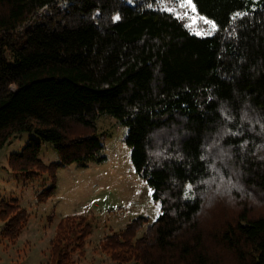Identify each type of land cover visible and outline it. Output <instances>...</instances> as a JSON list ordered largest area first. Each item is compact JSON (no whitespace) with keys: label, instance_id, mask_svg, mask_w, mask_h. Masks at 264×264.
Masks as SVG:
<instances>
[{"label":"trees","instance_id":"16d2710c","mask_svg":"<svg viewBox=\"0 0 264 264\" xmlns=\"http://www.w3.org/2000/svg\"><path fill=\"white\" fill-rule=\"evenodd\" d=\"M163 1L0 0V150L34 135L8 166L51 179L46 202L56 170L98 158L95 123L112 117L161 211L139 238L142 217L99 242L112 263L264 264V0H191L215 25L204 36ZM26 218L0 201L3 233ZM91 232L62 218L50 264H75Z\"/></svg>","mask_w":264,"mask_h":264},{"label":"rangeland","instance_id":"374dc122","mask_svg":"<svg viewBox=\"0 0 264 264\" xmlns=\"http://www.w3.org/2000/svg\"><path fill=\"white\" fill-rule=\"evenodd\" d=\"M184 2L164 0L163 5L185 17L196 35L210 34L213 24L205 23L192 8L182 7ZM95 125V135L102 144L98 158L56 170L55 189L46 202L38 200L39 193L51 185V179L43 175L27 180L8 166L9 156L19 153L34 135H15L0 150V201L17 200V206L26 211L27 217L14 239L3 233L5 222L0 220V264H50L57 224L69 216L86 217L92 227L85 239L84 255L72 256L75 264H114L100 251L99 242L142 217L147 221L136 233L139 238L158 218L160 203L152 198V189L131 164V150L124 141L127 128L107 116H100ZM39 158L46 165L60 161L58 151L49 143L42 144ZM188 197L187 189L185 198Z\"/></svg>","mask_w":264,"mask_h":264},{"label":"snow or ice","instance_id":"6c2138e0","mask_svg":"<svg viewBox=\"0 0 264 264\" xmlns=\"http://www.w3.org/2000/svg\"><path fill=\"white\" fill-rule=\"evenodd\" d=\"M181 6L185 8H192V11H195L194 7H192L191 0H185L184 4H182ZM118 18L119 17H117V19ZM205 23H208V22L205 21ZM212 28H215V25H212Z\"/></svg>","mask_w":264,"mask_h":264}]
</instances>
